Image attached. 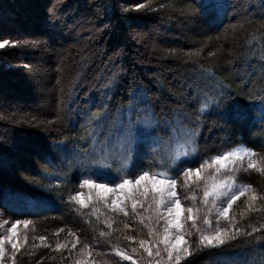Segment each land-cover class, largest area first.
Returning <instances> with one entry per match:
<instances>
[{
	"label": "trees",
	"instance_id": "1",
	"mask_svg": "<svg viewBox=\"0 0 264 264\" xmlns=\"http://www.w3.org/2000/svg\"><path fill=\"white\" fill-rule=\"evenodd\" d=\"M137 3L145 7L135 9ZM52 4L59 7L58 20L47 14ZM189 5L194 13L187 12ZM2 39L21 41L0 49V235H10L8 229L17 219L31 221L17 226L15 239L23 246L16 264H147L150 259L138 243L150 240L140 218L155 223L147 220L155 215L148 210V200L125 189L129 215L114 212L108 205L116 194L109 193L106 204L98 189L80 188L79 181L103 172L119 183L124 173L118 175L115 167L109 171L68 164L83 159L85 150L100 151L101 145L88 139L85 129L91 127L90 110L101 102L109 104L113 115L95 133L110 141V151L120 147L117 109H124L126 123L128 106L135 103L130 100L133 90H140L138 98L146 96L149 102L137 108L147 107L141 117L158 127L138 137L130 169L121 159L119 166L130 175L150 165L164 171L153 165V147L167 159L182 148L190 128L199 133V151L183 166L197 167L203 159L236 146L252 148L257 153L252 159L264 164V0H0ZM33 40L41 43H23ZM109 81L112 86L106 89ZM225 90L231 93L226 106L210 111L197 126V108L205 94L218 98ZM237 111L245 118L233 119ZM131 115L135 119V112ZM156 136L161 138L158 145L153 144ZM61 142L68 145L66 151L55 146ZM247 164L241 162L234 171L225 167L215 176H233L237 186L251 184L258 196L252 204L258 210L248 207L252 191L246 192L229 209V217H235L233 233L242 229L235 239L181 264H264V172L247 169ZM216 167L205 169L198 181L193 174L187 187H181L182 177L177 184L182 207L201 209V229L229 223L223 217L217 220L211 197L202 203ZM76 191L83 192L87 207L68 201ZM132 195L138 201L135 218ZM206 215L210 225L203 222ZM163 223L156 227L162 230ZM190 225L188 221L186 227ZM192 231L186 239L196 241ZM57 242L67 246L56 249ZM85 244L88 249L81 252ZM5 247L11 249L7 242ZM133 247L138 252L133 253ZM113 248L133 260H121Z\"/></svg>",
	"mask_w": 264,
	"mask_h": 264
},
{
	"label": "snow or ice",
	"instance_id": "2",
	"mask_svg": "<svg viewBox=\"0 0 264 264\" xmlns=\"http://www.w3.org/2000/svg\"><path fill=\"white\" fill-rule=\"evenodd\" d=\"M134 7L135 9H140L145 7V5L137 3ZM123 11H128V9H123ZM58 12L59 7L57 4H52L47 10L48 16L54 20L59 19ZM187 12L189 14L194 13L195 9L189 5ZM20 43L21 41L18 40L2 39L0 40V49L9 45L15 47ZM23 43L25 45L36 46L39 45L41 41H23ZM111 86L112 81H109L108 84L105 85V88L108 89ZM220 87L221 89H225L223 84H221ZM139 91L140 90H133L130 94V100L135 101V103H130L128 106L130 115L126 123L124 122V109L122 107L117 109L121 118L120 127L117 129V133L119 134L118 140L120 141L119 149L108 150L110 141L98 138V134L95 133V128L101 125L102 121H106L113 115L110 111L109 104L101 102L96 106L95 111L90 110L88 125L91 127L85 129L87 138L101 145L100 151L88 154L87 150H85L83 159L77 158L75 161L69 160L68 164L71 166L75 162L85 167L99 166L101 169L109 171L115 167L118 175L123 172L124 174L121 176L119 183L107 179L106 174L102 172L94 177L89 176L86 179L80 180L79 187L84 188L87 186L89 190L98 189L99 192L97 195L100 199L104 200L106 204L108 194H116L115 197L111 199V204H109L108 207L114 212L123 213L125 216L129 215L128 206L125 202L128 195L124 193L125 189H131L133 193H138L141 197L147 199L148 210L155 214L149 215L147 220L155 221V223H145L144 218H140L141 223H144V226L148 229L147 236L150 237V240L139 239V249H143L150 258L147 264H181L182 260H186L188 257L194 256L200 251L211 250L224 245L227 240L235 239V234L242 231V229L236 228L235 234L233 233L232 221H234L235 217H229V209L232 207L233 202L239 197L244 196L246 192L252 191V186L248 183L238 186L235 185V178L233 176H225L223 179L217 180L215 173H220L221 169L230 165H236L238 161H243L245 157L248 158L247 169L256 168L258 172H264V164H260L258 161L252 159V157L257 155L252 148L247 146H236L229 151L203 159L197 167L183 166L185 164L190 165L191 160L199 151L197 144L199 133L196 128H190L184 133V144L181 146L183 150L176 151L175 155H171L165 159L160 155L157 149L153 147V165L157 168H164V171L157 172L154 170L153 166L150 165L148 169H142L138 173L130 175L128 171H124V168L119 166L121 159L123 164L130 169L132 163L135 161L136 152L139 147L138 137L144 130L151 127L154 132L155 127H158V125L152 126L149 119L141 117L140 113L143 112L147 114L148 109L147 107L138 109L137 105H147L149 102L146 96L138 98ZM249 95H251V93H249ZM230 96L231 93L226 90L221 91L218 98H209L207 94H205L204 100L199 103L197 108L196 125L199 126L201 119L208 115L213 109L226 106V100ZM133 112H135V119L131 115ZM232 118L242 120L245 117L244 113L237 111L233 114ZM260 118L264 120V113H262ZM83 138L84 137H81V139ZM160 139L159 136H156L153 140V144L158 145ZM55 146L60 151H66L68 148V145L64 142L58 143ZM116 151L121 152L122 155H114ZM261 159L264 160V157ZM213 165H217V167L212 174L211 185H206L204 188L202 203L205 205L208 204L209 198L211 197V204L215 207L217 212V220L223 217L229 223L227 227H220L217 225L214 229L208 230L201 229L197 225L198 214L201 209L192 206L183 208L176 189L181 177L183 178L181 187H187L189 182L193 179V174L198 181L204 170L211 168ZM234 170V168L229 167V171ZM34 183L39 184L40 182L37 180L34 181ZM83 195V192L76 191L69 194L68 201L81 207H87ZM221 197L224 199L220 201V206H217V200ZM130 198L132 201L131 211L135 218L138 201L135 195H132ZM185 199H187V197H185ZM194 199L195 196H193V200ZM257 199V194L252 191L248 207L253 211L258 210L254 208L252 204V202L257 201ZM211 211L212 208H209L208 212ZM184 213H186V215H184ZM160 221H164L162 230L156 227V225L160 224ZM188 221L191 222L190 228L186 227ZM203 222L205 225L211 224L207 215L203 217ZM21 223L27 226L31 221L27 219L21 221L17 219L8 229L10 235H0V264H16L17 253L21 252L23 246L15 239L17 237V226ZM124 227L128 228L129 225L125 223ZM261 228L264 229V224L261 225ZM192 230H195V234L197 235L196 241L186 239V236L191 237L193 235ZM58 231H62V229ZM252 231L257 232L258 229L253 227ZM102 235H104V233H102ZM26 239L25 237V242ZM44 239L43 236L40 237L41 241ZM125 239L135 241L137 237L126 236ZM6 242L10 244V250L5 247ZM77 242L79 241L77 240ZM66 246V244L57 242L55 248L62 249ZM75 246L76 243H73L72 247L75 248ZM87 249L88 245L85 244L80 250L84 252ZM112 251H115L121 260H133V257L126 254L122 249L113 248ZM131 251L136 253L138 252V248L133 247ZM77 264H81V262L77 261Z\"/></svg>",
	"mask_w": 264,
	"mask_h": 264
},
{
	"label": "rangeland",
	"instance_id": "3",
	"mask_svg": "<svg viewBox=\"0 0 264 264\" xmlns=\"http://www.w3.org/2000/svg\"><path fill=\"white\" fill-rule=\"evenodd\" d=\"M182 150H183L182 148L177 147L176 150H175V152H174V155H175L176 151H182ZM243 161H247V162H248V158L245 157V158L243 159ZM243 161H238L236 165H230V166H228V168H229V167L236 168L237 166H240L241 162H243ZM223 199H224L223 197L219 198V202H220L221 200H223Z\"/></svg>",
	"mask_w": 264,
	"mask_h": 264
}]
</instances>
